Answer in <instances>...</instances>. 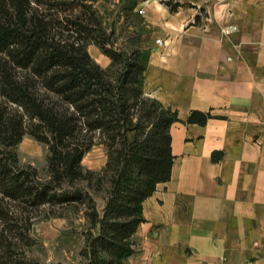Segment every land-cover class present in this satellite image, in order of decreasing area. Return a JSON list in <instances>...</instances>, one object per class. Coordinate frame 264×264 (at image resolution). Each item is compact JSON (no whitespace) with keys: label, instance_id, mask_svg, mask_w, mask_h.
Returning a JSON list of instances; mask_svg holds the SVG:
<instances>
[{"label":"trees","instance_id":"1","mask_svg":"<svg viewBox=\"0 0 264 264\" xmlns=\"http://www.w3.org/2000/svg\"><path fill=\"white\" fill-rule=\"evenodd\" d=\"M97 1L0 0V264H29L18 245L13 252L11 242L26 239L29 228L18 225L12 204L73 203L85 208L89 225L81 264H124L135 253L144 200L170 177L177 112L144 92L150 50L142 33L118 45L114 21L105 22ZM89 45L109 59L106 68ZM209 118L210 111L191 110L186 121L202 126ZM25 134L47 146L46 180L19 164L14 148ZM96 144L106 162L85 169L81 161Z\"/></svg>","mask_w":264,"mask_h":264},{"label":"crops","instance_id":"2","mask_svg":"<svg viewBox=\"0 0 264 264\" xmlns=\"http://www.w3.org/2000/svg\"><path fill=\"white\" fill-rule=\"evenodd\" d=\"M160 1L167 0H131L149 26L163 20L168 29L164 46L156 38L145 46L143 88L179 121L169 129L170 177L144 200L135 253L124 264H264V148L252 142L257 113L264 114V80L249 68L254 57L233 63L223 56V43L190 40L187 32L174 38L169 29L179 31L195 7L170 12ZM87 51L109 63L95 46ZM191 110L210 111L212 118L202 126L187 123ZM213 152H221L216 161ZM89 159L87 169H95Z\"/></svg>","mask_w":264,"mask_h":264},{"label":"rangeland","instance_id":"3","mask_svg":"<svg viewBox=\"0 0 264 264\" xmlns=\"http://www.w3.org/2000/svg\"><path fill=\"white\" fill-rule=\"evenodd\" d=\"M130 3L131 0H101L96 6L107 24L114 21L118 45L123 44L133 32H141V44L145 48L152 44V39L163 37V34L167 32L165 30L168 29L160 23L163 20L149 26L144 14L139 10H130ZM160 3L170 12H176L180 7L187 9L195 7V15L188 17V21L179 31L169 29L172 30L174 38L178 35L176 39H179V36L187 32L190 40L223 43V56H231L233 63L236 62L234 59L242 62L243 59L254 57L255 65L248 64L249 68L255 67L257 79H261V82L264 80V32H259L264 19V0H195L183 2V4L167 0ZM99 52L101 53L100 50ZM97 64L104 69L109 63L106 66ZM262 115L264 114L257 113L256 133L252 140L258 150L264 148V134H262L264 133V116ZM14 151L21 166L29 165L36 170L39 179H47L48 150L45 144L25 134L16 144ZM90 156H93L92 160L96 163V168L91 170L97 171L104 166L106 153L102 145L96 144L85 154L81 161L85 169ZM103 158L105 159L101 164ZM93 196L98 208L101 209L103 206L101 193H94ZM10 211H12L11 215L20 219L18 225L23 228V231L25 227L29 228L25 233L26 239L11 242L14 246L13 252L15 245H18L16 251L24 255L29 264L82 263L81 250L89 227L83 206L74 203L53 207L45 205L29 210L22 204H12ZM3 225L0 221V230ZM8 234L10 233L3 231V235Z\"/></svg>","mask_w":264,"mask_h":264},{"label":"built area","instance_id":"4","mask_svg":"<svg viewBox=\"0 0 264 264\" xmlns=\"http://www.w3.org/2000/svg\"><path fill=\"white\" fill-rule=\"evenodd\" d=\"M141 13H143V10H139ZM155 45L158 47L164 46L165 45V39L160 37L155 39Z\"/></svg>","mask_w":264,"mask_h":264}]
</instances>
